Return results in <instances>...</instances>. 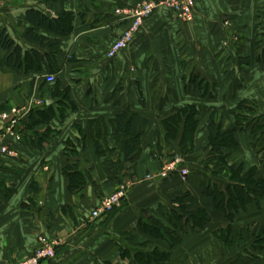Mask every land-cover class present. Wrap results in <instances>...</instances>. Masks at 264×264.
I'll list each match as a JSON object with an SVG mask.
<instances>
[{"label": "crops", "instance_id": "crops-1", "mask_svg": "<svg viewBox=\"0 0 264 264\" xmlns=\"http://www.w3.org/2000/svg\"><path fill=\"white\" fill-rule=\"evenodd\" d=\"M145 1L0 0V34L6 31L21 47L23 60L38 49L23 36L31 26L26 18L29 10L53 18L75 15L73 31L62 38L55 75L44 67L28 72L0 70V112L5 107L28 108L29 114L37 109L36 99H44L47 76L56 78L60 90L69 91L76 106L64 120L36 127L40 134L52 133L41 149L29 145L37 135L24 129L29 144L20 143L4 132L6 125L0 119V147L16 154L14 159L0 154V264L24 260L42 236L60 242L55 260L48 264H140L137 252L170 251L166 242L139 229L142 214L167 224L165 214L176 199L184 197L190 211L205 208L212 220L203 230L187 226L166 264H264V250H254L253 239L230 251L215 235L230 224L234 230L264 232V199L260 206L249 205L236 214L231 223L204 195L211 181L222 191L228 182L202 163L213 115L222 132L234 127L232 110L243 101L254 103L258 116L264 117V64L260 63L264 47L258 43L257 19L264 11V0H195V20L190 24L170 10L159 9L126 51L108 58L110 47L128 26L116 10ZM37 34L56 38L45 31ZM186 106L198 110L193 154H186L178 142L168 143L163 126L176 109ZM128 109L149 121L137 161L122 160L123 146L112 135L111 121ZM96 121L108 125V159L97 153L95 140L102 133L92 126ZM153 139L162 150L158 158L152 154ZM69 141L77 156L68 157ZM236 141L235 150H224L228 164L246 170L257 167L264 177V152L254 148L251 133L238 132ZM176 158L189 170L188 176L145 181L147 174L160 172ZM78 163L92 182L75 194L69 191L64 169ZM126 183L132 187L115 212L93 220L101 201Z\"/></svg>", "mask_w": 264, "mask_h": 264}, {"label": "trees", "instance_id": "trees-1", "mask_svg": "<svg viewBox=\"0 0 264 264\" xmlns=\"http://www.w3.org/2000/svg\"><path fill=\"white\" fill-rule=\"evenodd\" d=\"M39 1L56 2L62 0ZM26 18L31 26L24 31L23 36L38 49L28 53L23 60L21 47L15 44L6 31L1 32L0 47L3 51V58H0V70L14 69L28 72L40 71L44 67L49 74L55 75L59 71L58 59L61 54L62 38L73 31L75 15L63 13L58 18H53L36 10H29ZM257 19L261 29L258 43L264 47V11L258 14ZM38 31H45L48 34L55 35L56 38L39 35L37 34ZM41 50L47 52L43 54ZM260 63L264 64V49ZM201 83L203 84V82ZM42 92L46 104L42 108L33 110L17 127V131H19L21 136L20 143L26 142L29 144L28 132H25L24 129L37 135L33 144H29L37 149H41L43 145L48 143L52 133L40 134L35 131L36 127L40 125L48 126L54 119L62 121L71 111L76 109L75 104L70 99L69 91L60 90L56 78L53 83H45L42 87ZM48 100L52 101V103L48 104ZM7 109L5 107L0 114ZM232 115L235 118L234 127L226 132H222L221 124L216 123L215 115L212 116L208 127V153L206 152L202 160L206 168H211L209 170L212 175L226 178L228 182L226 190L222 191L211 181L204 195L212 200L215 211L224 214L231 223L236 214L246 211L249 205L260 206L264 199V177L259 175V169L251 167L246 170L243 165H229L224 154V150L233 151L238 147L236 134L245 131L251 133L254 148L258 150L259 154L264 152V117L258 116L257 106L248 101L241 102L232 110ZM197 117L198 110L195 106L176 109L174 115L163 121V126L166 130V141L168 143L178 142L180 149L184 148L186 154H193L195 150V135L198 128ZM148 125L149 121L146 118L130 109L111 121L112 135L116 142L121 143L123 146L122 160L137 161L141 156V139ZM92 126L102 133L101 138L95 140L98 156L102 159L105 157L107 159L110 158L111 156L107 154V123L103 122L102 124L100 121H96V123H92ZM150 145L153 156L160 157L162 150L157 140L153 139ZM66 150L68 157L77 156V150L71 141L68 142ZM209 154L210 156L207 157ZM261 161L264 163V154L261 157ZM64 174L69 180V191L71 193H81L86 185L92 182L89 173L82 169L79 163L68 165L64 169ZM174 175H177V173ZM115 210L107 215H111ZM165 217L167 224L147 212L142 214L139 221V229L154 240L166 242L170 247V251L161 252L158 249H154L146 253L137 252L136 257L138 259H136L140 264H143V262L145 264H166L171 258L172 251L182 242L187 226L191 225L195 229L203 230L212 220L205 208L190 211L185 204V197L176 199L172 209L165 214ZM215 235L230 251L240 249L243 245L250 242L251 239L254 240L252 246L254 250H264V232L252 234L249 229L234 230L230 224L226 229L217 231Z\"/></svg>", "mask_w": 264, "mask_h": 264}, {"label": "built area", "instance_id": "built-area-1", "mask_svg": "<svg viewBox=\"0 0 264 264\" xmlns=\"http://www.w3.org/2000/svg\"><path fill=\"white\" fill-rule=\"evenodd\" d=\"M195 7V0H148L135 7L117 9L115 14L122 21L128 22V26L110 47L108 58L114 59L120 53L126 51L135 41L146 21L159 9L170 10L176 14L178 20L182 23L190 24L195 20ZM47 81L53 83L55 77L47 76ZM45 104L46 101L44 99H36L37 108H42ZM28 115V108L9 107L0 114V119L6 125L4 132L18 141L21 140L17 127ZM0 154L7 158H16L15 152L7 147H0ZM175 173L184 177L189 175V170L181 166V160L179 158L167 164L158 174L148 176L145 181L167 180ZM131 187L132 185L130 183L122 184L115 193L104 198L100 205L93 211L92 219L95 220L113 212L128 197ZM59 245L60 242L58 240L42 236L39 238L35 251L26 259L16 264H46V262L56 258Z\"/></svg>", "mask_w": 264, "mask_h": 264}, {"label": "rangeland", "instance_id": "rangeland-1", "mask_svg": "<svg viewBox=\"0 0 264 264\" xmlns=\"http://www.w3.org/2000/svg\"><path fill=\"white\" fill-rule=\"evenodd\" d=\"M47 82H48V81H47ZM48 83H49V82H48ZM171 162H172V161H170L169 163H171ZM164 167H165V166H164ZM164 167H163V168H164ZM163 168H162V169H163ZM162 169H161V171H162ZM158 173H159V172H158ZM158 173H156V174H158ZM156 174H147V175L145 176V179L148 178V176H151V175L153 176V175H156ZM147 182H149V181H147ZM25 259H26V258H25ZM18 262H19V261H18Z\"/></svg>", "mask_w": 264, "mask_h": 264}]
</instances>
